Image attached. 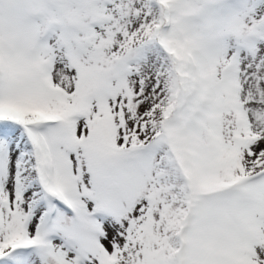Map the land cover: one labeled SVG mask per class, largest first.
Returning a JSON list of instances; mask_svg holds the SVG:
<instances>
[{
    "label": "snow or ice",
    "instance_id": "1",
    "mask_svg": "<svg viewBox=\"0 0 264 264\" xmlns=\"http://www.w3.org/2000/svg\"><path fill=\"white\" fill-rule=\"evenodd\" d=\"M0 264H264V0H0Z\"/></svg>",
    "mask_w": 264,
    "mask_h": 264
}]
</instances>
